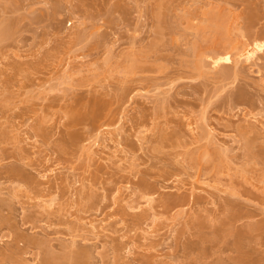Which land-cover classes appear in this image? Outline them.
Wrapping results in <instances>:
<instances>
[{"label":"rangeland","instance_id":"obj_1","mask_svg":"<svg viewBox=\"0 0 264 264\" xmlns=\"http://www.w3.org/2000/svg\"><path fill=\"white\" fill-rule=\"evenodd\" d=\"M241 260L264 264V0H0V264Z\"/></svg>","mask_w":264,"mask_h":264},{"label":"bare ground","instance_id":"obj_2","mask_svg":"<svg viewBox=\"0 0 264 264\" xmlns=\"http://www.w3.org/2000/svg\"><path fill=\"white\" fill-rule=\"evenodd\" d=\"M94 102H95V101H94ZM94 102H93V103H94ZM93 103H92V104H93ZM86 115H87V114H86ZM84 117H85V114H82V113H76V114H73V115L69 118V120H68V124H69L70 126H76V125L78 126V124H81V123L83 124V123H84L83 121L85 120ZM77 126H76V127H77ZM38 128H39V127H38ZM40 130H42V129H41V128L38 129L39 132H40ZM42 131L44 132V129H43ZM42 131H41V132H42ZM36 132H37V129H36ZM37 133H38V132H37ZM76 133H77L76 131H75V133H74V131H73L72 133H69V138H68V140H67V142H66V143L69 144V147H71V145L73 146V145L77 144V143H76L77 141H80V140H79V137H78L79 134L77 133V134H78V135H77ZM68 144H66V145H68ZM61 147H62V146H61ZM61 147H60V150L64 148V147H62V148H61ZM63 150H64V149H63ZM63 150H62V151H63ZM62 151H61V152H62ZM65 151H66V150H65ZM65 151H64V152H65ZM64 152H62V153H64ZM19 157H20V160H27V161H28V163H26L27 165L31 166V165L33 164V163H32V160L30 159V157H29L28 155L26 156V155L21 154V156H20V154H19ZM32 159H33V158H32ZM27 161H26V162H27ZM36 161H38V160L35 159L34 162H36ZM39 161H40V160H39ZM40 162H41V161H40ZM40 162H39V164H40ZM36 165H37V164H36ZM39 166H40V165H39ZM15 169H16V170H15ZM15 169H14V168L11 169V170L9 169V170H10V171H9V176H10L11 178H16V179L19 178V179H22L23 176H22L21 173H22L23 170H22L21 168L18 169V167L15 168ZM17 169H18V170H17ZM19 171H20V172H19ZM24 173H25V172L23 171V175H24ZM96 174H97V173H96ZM35 181H36V180H35ZM28 182H29V181H28ZM36 182H37V181H36ZM33 183H34V182L31 183V181H30L29 184L27 185V187H28L29 189H32V190H34V189H37V190H38V188H39V189H42L41 192H43V188H42V187H44V186H41V184H38V185H39V186H38V185L35 183V185L38 186V187H37V186H34ZM38 183H39V182H38ZM141 184L143 185V183H141ZM40 186H41V188H40ZM53 188H54V186H53ZM44 189H46V188L44 187ZM47 189H51V188H50V187H47ZM47 189H46V190H47ZM35 191H36V190H35ZM44 191H45V190H44ZM47 191H48V190H47ZM39 192H40V191L38 190V193H39ZM52 192H53V191H52ZM196 197H197V196H196ZM197 198H198V197H197ZM194 199H196V198H194ZM162 201L164 202L163 204L166 203V204L164 205L166 210H170V209H173L174 207H176V203H177L176 201H177V200H171V199L169 198V199H163ZM196 201H198V199H197ZM93 203H94V202H93ZM227 203H228L229 206H230V205H233L232 200H231V201H230V200H227ZM94 204H95V203H94ZM89 205H90V206H89V209H90L91 206H92L93 204L91 203V204H89ZM93 207H95V206L93 205ZM226 210H227L228 212H231V209L229 210L228 208H226ZM235 215L237 216V214H235ZM231 216H232V215H231ZM234 217H235V216H234ZM251 229H252V228H251ZM83 254L86 255L85 252H83ZM80 255H81V254H80ZM84 255H83V256H84ZM241 261H242L243 264L246 263V261H245V262H243V260H241ZM247 263H248V262H247ZM247 263H246V264H247ZM47 264H49V262H47Z\"/></svg>","mask_w":264,"mask_h":264}]
</instances>
